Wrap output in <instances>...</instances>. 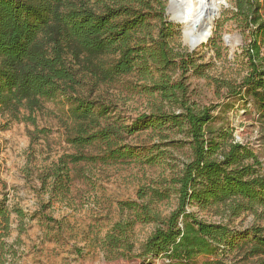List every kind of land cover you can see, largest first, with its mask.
Listing matches in <instances>:
<instances>
[{
  "label": "trees",
  "instance_id": "trees-1",
  "mask_svg": "<svg viewBox=\"0 0 264 264\" xmlns=\"http://www.w3.org/2000/svg\"><path fill=\"white\" fill-rule=\"evenodd\" d=\"M232 1V20L246 37L247 74L239 83L220 81L217 86L229 97L252 102L264 145V0ZM164 14L162 0H0V113L34 126L33 114L45 103L64 100L70 122L66 142L79 153L61 157L49 171L47 177L59 180L58 189L71 180L69 165H109L138 157L137 148L123 144L126 138L147 131L161 140L183 135L188 159L181 168L173 167L157 187L139 189L142 204H119L133 218L115 223L114 234L107 236L109 247L116 249L119 243L129 248L127 235L135 225L154 224L135 256L138 264H155L161 257L190 264L199 256L242 249H247V257H262L264 227L239 231L222 222H206L188 210L212 211L227 220L264 213V171L250 148L224 129L212 128L216 105H191L183 86L170 84L166 71L195 68L189 55L184 60L169 47L175 26ZM153 20L158 22L154 34ZM150 67L160 73L153 92L178 104L180 111L165 112L161 105L129 124L109 122L112 102L94 93L135 71L149 74ZM86 149L91 152L84 153ZM153 150L157 154L147 159L150 165L166 155L157 145ZM172 198L176 208L168 216L152 208ZM12 216L24 218L21 209L1 200L0 264L14 256L6 241Z\"/></svg>",
  "mask_w": 264,
  "mask_h": 264
},
{
  "label": "rangeland",
  "instance_id": "rangeland-1",
  "mask_svg": "<svg viewBox=\"0 0 264 264\" xmlns=\"http://www.w3.org/2000/svg\"><path fill=\"white\" fill-rule=\"evenodd\" d=\"M162 1L166 8L168 0ZM220 5L215 17L209 16L210 36L192 52L184 42L181 26L171 23L175 26V35L169 47L184 60L189 55L195 69L189 67L183 72L175 68L166 74L170 84L183 86L189 104L216 105L212 128L224 129L235 142L250 148L264 171V145L260 141L255 107L250 100L229 97L225 88L217 86L220 81L239 83L247 74V59L243 54L246 37L232 20L233 1L226 0ZM180 12L175 19L183 27ZM163 17L167 22V17ZM151 25L154 34L158 22L153 20ZM147 72L143 75L135 71L110 86H100L94 93L93 97L100 95L112 102L109 122L129 124L161 105L165 112L180 111L178 104H170L158 92H153L159 71L150 67ZM66 110L63 99L45 103L42 111L33 114L34 126L0 113V201L6 200L8 206L17 207L24 214L23 219L11 218L12 230L6 241L12 245L14 256L5 264H138L140 260L135 256L140 254L141 245L155 225H135L127 235L129 248L119 243L116 249L110 248L107 236L114 234L115 223L133 218V213L122 211L119 204L132 201L142 204L137 199L139 189L157 187L159 181L170 177L173 167L181 168L189 157L186 139L178 134L161 140L151 131L126 138L123 144L137 148L138 157L109 165L84 162L69 165L71 180L58 189L59 180L47 177L49 171L61 157L79 153L66 142L70 128ZM170 141L176 144L166 146ZM156 145L166 155L157 164L150 165L147 159L151 153L156 156L157 150H153ZM83 152L87 154L91 150ZM93 152L97 154L98 150ZM152 208L166 217L176 208V201L172 198ZM188 210L206 222H222L239 231L264 227L261 211L258 215L247 213L227 220L212 211L196 207ZM246 251L199 256L190 264H259L264 260V256L247 257ZM154 262L182 264L171 263L164 257Z\"/></svg>",
  "mask_w": 264,
  "mask_h": 264
},
{
  "label": "bare ground",
  "instance_id": "bare-ground-1",
  "mask_svg": "<svg viewBox=\"0 0 264 264\" xmlns=\"http://www.w3.org/2000/svg\"><path fill=\"white\" fill-rule=\"evenodd\" d=\"M204 1V0H203ZM225 0H210L209 7L217 10L220 4ZM200 0H183L182 5L174 13L177 15L180 11V18L183 22V35L186 45H195L205 43L210 36L211 19L201 16ZM215 17V16H214ZM176 20V19H175ZM177 21V20H176ZM179 22V21H177ZM180 23V22H179ZM197 24V25H196Z\"/></svg>",
  "mask_w": 264,
  "mask_h": 264
},
{
  "label": "water",
  "instance_id": "water-1",
  "mask_svg": "<svg viewBox=\"0 0 264 264\" xmlns=\"http://www.w3.org/2000/svg\"><path fill=\"white\" fill-rule=\"evenodd\" d=\"M226 1V0H225ZM183 0H168L167 6L165 8V17H167V21L170 23H176L179 24L182 28L181 23L177 22L174 19V13L177 9L180 8V6L182 5ZM209 3L210 0H200V14L201 16L204 17H209V16H215L217 14V10H213L211 7H209ZM197 25V24H196ZM199 46V44H195V45H189V51L192 52L195 50V48Z\"/></svg>",
  "mask_w": 264,
  "mask_h": 264
}]
</instances>
